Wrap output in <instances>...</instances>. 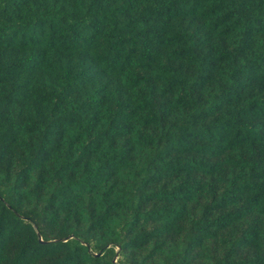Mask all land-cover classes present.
<instances>
[{"label":"trees","instance_id":"1","mask_svg":"<svg viewBox=\"0 0 264 264\" xmlns=\"http://www.w3.org/2000/svg\"><path fill=\"white\" fill-rule=\"evenodd\" d=\"M0 264H264V0H0Z\"/></svg>","mask_w":264,"mask_h":264},{"label":"water","instance_id":"2","mask_svg":"<svg viewBox=\"0 0 264 264\" xmlns=\"http://www.w3.org/2000/svg\"><path fill=\"white\" fill-rule=\"evenodd\" d=\"M38 237H39V239H40V236H39V234H38ZM68 237H70V235H67V236H64V237H62L61 239L62 240H65L66 238H68ZM41 240V239H40ZM99 252H94V254H98Z\"/></svg>","mask_w":264,"mask_h":264}]
</instances>
